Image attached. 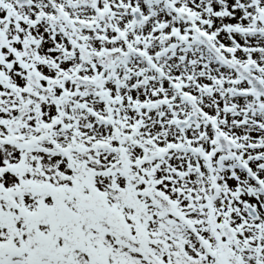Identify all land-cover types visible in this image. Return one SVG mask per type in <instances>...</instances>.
I'll return each instance as SVG.
<instances>
[{"label":"snow or ice","instance_id":"snow-or-ice-1","mask_svg":"<svg viewBox=\"0 0 264 264\" xmlns=\"http://www.w3.org/2000/svg\"><path fill=\"white\" fill-rule=\"evenodd\" d=\"M0 264H264V0H0Z\"/></svg>","mask_w":264,"mask_h":264}]
</instances>
